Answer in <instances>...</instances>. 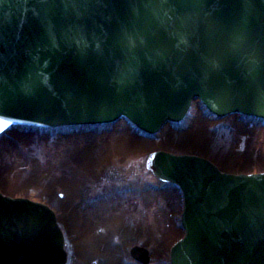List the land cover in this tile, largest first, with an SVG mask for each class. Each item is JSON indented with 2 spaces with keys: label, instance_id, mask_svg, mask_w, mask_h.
Here are the masks:
<instances>
[{
  "label": "water",
  "instance_id": "obj_1",
  "mask_svg": "<svg viewBox=\"0 0 264 264\" xmlns=\"http://www.w3.org/2000/svg\"><path fill=\"white\" fill-rule=\"evenodd\" d=\"M194 97L264 118V0H0V132L126 116L153 134ZM145 166L182 191L171 264H264V171L166 150ZM66 259L54 210L0 192V264Z\"/></svg>",
  "mask_w": 264,
  "mask_h": 264
},
{
  "label": "rangeland",
  "instance_id": "obj_2",
  "mask_svg": "<svg viewBox=\"0 0 264 264\" xmlns=\"http://www.w3.org/2000/svg\"><path fill=\"white\" fill-rule=\"evenodd\" d=\"M170 127L166 123L151 135L152 138L158 139L169 130L173 131ZM172 127L175 132H186L200 127L197 134L202 140L207 138L209 142L206 152L217 160L230 154L250 155L252 160L246 169H251L255 168L254 161L257 158H264L263 119L235 113L218 118L210 114L199 100H193L185 117L177 123H172ZM128 131L136 132L138 136L140 134L125 120H118L107 126L96 124L62 126L57 129L20 126L10 128L0 135V161L2 165L11 164L13 167L4 181L8 184H5L6 191L0 190L7 195H21L39 200L36 188H28V193L24 194L19 190L12 191V184L24 182L31 174L38 175V171L39 178L43 181L47 177H57L69 186V191L76 188L82 190L78 198H74L80 203L77 208L79 227L86 223L89 230L104 231L106 224L117 218L132 231H136L126 253L120 254V264H140L128 253L132 244L148 248L150 260L147 264H170L168 246L180 231L176 227L174 230L170 229L169 220L172 218L169 214L179 216L181 198L176 187L169 183L159 184L146 168L145 158L153 149H147L148 146L145 145L143 151L123 157L111 154L87 173L75 168V156L100 157L106 148L122 143L125 139L124 133L129 137ZM70 178H73V183ZM59 194L62 195V201L69 196L67 194L64 197L63 187L56 186V195ZM171 223L173 224V221ZM115 239L118 241L119 236ZM66 248L68 253L65 264L82 262L83 256H73L67 245ZM99 260L100 257L94 255L84 260V264L87 261H90V264H98Z\"/></svg>",
  "mask_w": 264,
  "mask_h": 264
},
{
  "label": "trees",
  "instance_id": "obj_3",
  "mask_svg": "<svg viewBox=\"0 0 264 264\" xmlns=\"http://www.w3.org/2000/svg\"><path fill=\"white\" fill-rule=\"evenodd\" d=\"M167 124L171 126L170 129H172L173 131L169 130L165 135L161 136L158 139H153L151 135L144 132H140L138 136L136 132L130 133L128 131L129 137H127V133H124L125 139L123 140V142L117 143L114 147L106 148L103 152H101L100 157L96 158L95 156L92 157L89 155L85 157V155H79L75 156L74 159L73 156L76 164L75 168H78V170L80 168L81 171H84V173L91 172L93 168L97 166L99 161L109 158L111 154H118L123 157L127 154H134L139 151H143L144 146L147 145V149L150 150L165 149L178 152L198 153L204 156H209L208 158L213 160L222 170L234 172H251L254 170H264V158H257V160L254 161L256 165L255 168L257 169H246L250 165L252 160L250 155L242 156L240 154H230L220 160H217V158L214 156L211 157L210 155H208V152H206V150L209 148V142L207 141V138L202 140V137L197 134L200 127L197 129L194 128L193 130L191 129L192 132H183L182 130H180L179 132H175V128L172 127V123ZM1 162L2 161H0V189L6 191L5 184L7 183L4 181L6 180V175L11 172L10 170L12 169L13 165L9 164L8 166H5L2 165ZM37 173L38 175L29 173L31 175L28 178H25L24 182H17V184L13 183V187L11 186V190H19L20 192H24V194H27L28 188H36L37 198L43 199L52 204V206L58 212V221L60 222L64 230L66 244L68 246V249L70 250V253L73 256H76V254L81 257L83 256L81 258L82 262H78L79 264H84V260H87L94 255L100 257L98 264H120V262H122L120 254L126 253L125 251L127 250L128 245L132 242V237L134 236V234H136V231H132L127 224L123 223L122 221H120V219L117 218L111 219L106 224V229L104 231L89 230L86 223L82 227H79V214L77 208L80 203H77V200H74V198L76 197L77 199L79 194L82 193V190H77L76 188V190L72 189V191H69V186L67 187L64 183L61 182V180H58L57 177L56 179L47 177V179L43 181L39 178L40 171H38ZM70 182L73 183V178H70ZM56 186L63 187L64 197L67 196V194L69 195L66 200L62 201V199H60V196L56 195ZM16 187L19 189H16ZM71 194L73 195L71 196ZM170 218H172L171 221H173L172 224L169 220L170 229L174 230V228L176 227L180 231V234L178 235L180 236L183 230L179 223L178 214L177 216L170 215ZM116 236H119L118 241H116L115 239ZM174 240H172L171 243ZM85 263L90 264V261H87Z\"/></svg>",
  "mask_w": 264,
  "mask_h": 264
}]
</instances>
